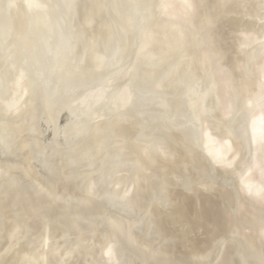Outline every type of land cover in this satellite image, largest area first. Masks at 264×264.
<instances>
[{"label": "rangeland", "instance_id": "obj_1", "mask_svg": "<svg viewBox=\"0 0 264 264\" xmlns=\"http://www.w3.org/2000/svg\"><path fill=\"white\" fill-rule=\"evenodd\" d=\"M23 1L60 25L0 46V264H264V0Z\"/></svg>", "mask_w": 264, "mask_h": 264}, {"label": "bare ground", "instance_id": "obj_2", "mask_svg": "<svg viewBox=\"0 0 264 264\" xmlns=\"http://www.w3.org/2000/svg\"><path fill=\"white\" fill-rule=\"evenodd\" d=\"M32 1V4H33V0H31ZM38 1V0H37ZM35 2V1H34ZM24 1L23 0H0V44H2V45H0V46H3V44H4V46L6 45L5 44V40H6V38L9 40V38H10V42L12 43V45L14 44L15 46H19L20 48H23L24 46H29V44H32L29 40H31V39H27L28 40V43L25 41L24 42V38L26 39L27 37V35H29V33L30 34H32V36H33V33H35V32H32L36 27H33V22H39L40 20H43L44 19V17H52L51 19L49 18V20H46V22L45 21H42L43 23L45 22L46 24H47V26L49 25L50 26V29H52V30H54V27L55 28H57V32L59 31L58 29H59V25H60V22H58V23H56L55 22V20L57 19H54V17H53V15L52 14H50V16H49V13H48V11L50 10V9H48V11L47 10H45V11H43V10H41L42 8H46V7H41V6H37V7H39V8H36V7H34L33 5H31V2L30 3H25L26 4V8H24ZM36 3V2H35ZM34 3V4H35ZM45 3V2H44ZM60 4V3H59ZM18 6H21L20 7V10L19 11H21L22 9H23V11L22 12H20L21 14H23L24 12H26L29 16H27V17H25V15H21L19 12L18 13H16L17 12V10L19 9V7ZM18 8V9H17ZM22 8V9H21ZM47 9V8H46ZM52 9H53V7H52ZM58 9V8H57ZM194 9V8H193ZM52 11V10H51ZM189 11H190V9H189ZM192 11V10H191ZM36 12V13H35ZM52 12H54V11H52ZM15 13L16 14H20L21 16H23V17H21V18H18V17H20V15L19 16H17V18H18V23H20V22H24V21H26L27 19V25L25 26V27H27V26H29V27H27L28 28V33H26V32H24V34H26L25 35V37H23V39L22 40H19V41H21V42H23V43H18V38H19V36H20V34H19V36L17 35V34H15L17 37H15L14 38V34H13V32H12V27H14L13 26V22L15 21L16 22V19L15 20H13L14 18H16V16H14L15 15ZM31 13L33 14V16H35V18H36V20H38V21H36L35 19H34V17H33V19H31L32 18V15H31ZM34 13L35 14H37V15H34ZM51 13V12H50ZM66 13V12H65ZM42 14H45V16L43 15L42 16ZM46 14H48V16H46ZM55 15H56V17H57V13H55ZM173 17H175L174 15H173ZM23 18H25L24 19V21H23ZM27 18V19H26ZM47 18H45V19H47ZM22 19V20H21ZM31 19V20H30ZM19 20H20V22H19ZM194 22V21H193ZM18 23L17 24H15L16 26L18 25ZM22 23H20L21 25H22ZM44 23V24H45ZM19 24V25H20ZM25 23H23V25H24ZM35 24V23H34ZM56 24V25H55ZM19 26L18 28L20 29V31H22V30H24L23 28V25L22 26ZM36 25H38V24H36ZM35 26V25H34ZM43 26H45V25H43ZM22 28V30H21V28ZM39 27V26H38ZM38 27L36 28V30L38 29ZM31 28H33V29H31ZM44 28H46V27H44ZM15 29H16V27H15ZM15 29H13V30H15ZM31 29V30H30ZM47 29H49V28H47ZM46 29V30H47ZM17 30V29H16ZM31 32H30V31ZM51 30V31H52ZM19 31V32H20ZM25 31V30H24ZM50 31V30H49ZM23 32V31H22ZM14 33H18V31H15ZM38 33V32H37ZM43 33L45 34V32H44V30H43ZM47 33V32H46ZM49 33V32H48ZM13 34V35H12ZM43 35V34H42ZM153 35V34H152ZM181 35V34H180ZM13 36V39H11V37ZM21 36H22V34H21ZM30 36V35H29ZM35 36V35H34ZM36 36H38V35H36ZM46 36H48V35H46ZM151 36V35H150ZM39 37V36H38ZM37 37V38H38ZM21 38V37H20ZM5 39V40H4ZM36 39V38H35ZM42 39H44V42H43V40ZM16 40V41H15ZM48 40V41H47ZM32 42H34L33 40H31ZM8 42V41H7ZM36 42V41H35ZM39 42H42L41 43V46H42V48L46 45V43H47V46H45V47H47V48H43L44 50L45 49H48L49 47L48 46H50V44L48 45V43H50L49 42V39L48 38H40V41ZM153 42V41H152ZM10 43V44H11ZM156 43V42H155ZM7 44H9V42L7 43ZM21 46H20V45ZM23 44V45H22ZM25 44V45H24ZM36 44V43H35ZM34 44V46H37V44L35 45ZM152 45V44H151ZM150 45V46H151ZM168 46H169V44H167ZM15 46H13V47H15ZM146 47V46H145ZM8 48V47H7ZM6 48V49H7ZM11 48V47H10ZM16 48V47H15ZM19 48V51L21 50ZM32 48H34V47H32ZM36 48H38V47H36ZM0 49H2V48H0ZM17 49V48H16ZM25 49V50H24ZM146 49V48H145ZM3 50H4V48H3ZM18 50V49H17ZM23 50L25 51V52H23V51H21V53H24V57L22 58V59H25L26 58V48H23ZM36 50V49H35ZM49 50H50V48H49ZM49 50H46V53H48L47 55H46V57L49 55V54H51V57H52V53L51 52H49ZM53 50V49H52ZM52 50H50V51H52ZM55 50V49H54ZM37 51V50H36ZM48 51V52H47ZM143 51V50H142ZM16 52V51H15ZM38 53V52H37ZM36 53V54H37ZM31 54H33V53H31ZM35 54V55H36ZM38 55V54H37ZM36 55V57H38ZM140 55V54H139ZM202 55V54H201ZM29 56V55H28ZM32 56V55H31ZM50 56V55H49ZM22 57V56H21ZM28 58V57H27ZM97 58V57H96ZM95 60V59H94ZM21 61V60H20ZM100 62V61H99ZM97 65H100V64H97ZM45 71V70H44ZM22 73V72H21ZM1 74V73H0ZM20 87V86H19ZM2 90V89H1ZM21 90V89H20ZM3 91V90H2ZM1 92V91H0ZM124 92V91H123ZM24 98V97H23ZM2 99H3V97H2ZM1 103V102H0ZM20 103V102H19ZM18 103V104H19ZM16 104V103H15ZM8 105V104H7ZM131 105V104H130ZM1 106H2V104H1ZM14 107V106H13ZM29 107V106H28ZM19 108V107H18ZM8 109V108H7ZM31 109V108H30ZM10 110V109H9ZM18 110V109H17ZM13 112V111H12ZM60 112H62V111H60ZM14 113H15V111H14ZM27 115V114H26ZM30 115V114H29ZM56 115V114H55ZM61 115V117H62V115L63 114H60ZM64 116V115H63ZM57 117H59V115L57 114ZM61 117H59V118H61ZM5 118V117H4ZM61 121V120H60ZM45 125H46V123H44ZM256 125V124H255ZM264 125V124H263ZM51 127V126H50ZM50 127H49V129H50ZM8 129V128H7ZM22 129V128H21ZM56 129V128H55ZM59 129H60V126H59ZM45 130V129H44ZM52 130V129H51ZM50 130V131H51ZM63 130V129H62ZM2 131H3V129H2ZM61 131V130H60ZM255 131V130H254ZM261 131V130H260ZM263 131V130H262ZM56 132V131H55ZM59 132V131H58ZM4 133V132H3ZM45 133V132H44ZM49 133V132H48ZM61 133V132H60ZM120 133V132H119ZM257 133V132H256ZM264 133V132H263ZM25 134V133H24ZM43 134V133H42ZM117 134V133H116ZM252 134V133H251ZM255 134V133H254ZM258 135V134H257ZM45 136V135H44ZM62 136V135H61ZM209 136V135H208ZM262 136V135H261ZM44 138H46V137H44ZM57 138H58V134H57ZM215 138V137H214ZM25 139V138H24ZM55 139V138H54ZM259 139H261V138H259ZM27 140V139H26ZM60 140H62L61 138H60ZM210 140V139H209ZM214 140H216V138L214 139ZM28 141V140H27ZM55 141H57V139H55L53 142H55ZM218 141V140H217ZM223 141H225V140H223ZM264 141V140H263ZM263 141H261V142H263ZM38 142V141H37ZM52 141H50V143H51ZM219 142V141H218ZM228 142V141H227ZM261 142H260V144L258 143L257 145H261ZM19 143V142H18ZM39 143V142H38ZM50 143H49V146H50ZM22 144V143H21ZM228 144V143H227ZM263 144H264V142H263ZM46 145H48V142H47V144ZM255 145V144H254ZM39 146V145H38ZM53 146V145H52ZM113 146V145H112ZM211 146V145H210ZM44 147V146H43ZM55 147V146H54ZM260 147V146H259ZM103 148V147H102ZM255 148V147H254ZM57 149V148H56ZM137 149V148H136ZM216 149H218V148H216ZM33 150V149H32ZM40 151H41V149H40ZM47 151H48V149H47ZM50 151H51V149H50ZM125 151V150H124ZM214 151V150H213ZM218 151V150H217ZM52 152V151H51ZM3 153H6V152H3ZM50 153V152H49ZM210 153V152H209ZM225 153V152H224ZM38 154V153H37ZM180 154V153H179ZM186 154V153H185ZM33 155V154H32ZM45 155H46V151H45ZM47 155H49V154H47ZM108 155V154H107ZM111 155V154H110ZM259 155H260V153H259ZM109 156V155H108ZM181 156V155H180ZM226 156V155H225ZM261 157L263 156V155H260ZM260 156H257V158H258V160L260 159ZM14 157H15V155H14ZM223 157V156H222ZM8 158V157H7ZM185 158V157H184ZM195 158V157H194ZM31 159V158H30ZM263 159V158H262ZM97 160V159H96ZM180 160V159H179ZM192 160V159H191ZM222 160V159H221ZM214 161V160H213ZM225 161H226V159H225ZM107 162V161H106ZM259 162H261V161H259ZM33 163V162H32ZM110 163V162H109ZM249 163V162H248ZM167 164V163H166ZM172 164V163H171ZM262 164V163H261ZM108 165H110V164H108ZM251 165V164H250ZM65 166V165H64ZM105 166H106V163H105ZM173 167V166H172ZM190 167V166H189ZM193 167H195V166H193ZM252 167V166H251ZM109 168V167H108ZM196 168V167H195ZM253 169V168H252ZM172 170V169H171ZM202 170V169H201ZM192 171V170H191ZM249 171H251L250 169H249ZM68 173V172H67ZM93 173V172H92ZM95 173V172H94ZM99 173V172H98ZM105 173H106V171H105ZM193 173H194V171H193ZM198 173V172H197ZM260 173V172H259ZM42 174V173H41ZM51 174V173H50ZM66 174V173H65ZM69 174V173H68ZM257 174V173H256ZM36 175V174H35ZM39 175V174H38ZM58 175V174H57ZM86 175V174H85ZM190 175V174H189ZM200 175V174H199ZM77 176H78V174H77ZM177 176H179L178 174H177ZM263 176V175H262ZM19 177V176H18ZM56 177V176H55ZM66 177V176H65ZM98 177V176H97ZM197 177V176H196ZM206 177V176H205ZM209 177V176H208ZM244 177H246V176H244ZM254 177V176H253ZM59 178V177H58ZM207 178V177H206ZM206 178H204V179H206ZM245 179V178H244ZM258 179H259V177H258ZM258 179H256V180H258ZM261 179V178H260ZM67 180V179H66ZM197 180V179H196ZM251 180H253V179H251ZM255 180V179H254ZM263 180V179H262ZM47 181V180H46ZM204 181V180H203ZM24 182H26V181H24ZM43 182L44 181H42V184H43ZM94 182V181H93ZM201 182H202V180H201ZM264 182V181H263ZM66 183V182H65ZM89 183V182H88ZM207 183V182H206ZM63 184V183H62ZM208 184V183H207ZM260 184V183H259ZM92 186H93V184H91ZM96 185H98V183L96 184ZM251 185V184H250ZM249 185V186H250ZM253 185V184H252ZM43 186V185H42ZM65 186H67V185H65ZM203 187V186H202ZM261 187V186H260ZM48 188V187H47ZM96 188V187H95ZM105 188V187H104ZM144 188V187H143ZM254 188V187H253ZM27 189V188H26ZM69 189H71V188H69ZM121 189V188H120ZM142 189V188H141ZM208 189V188H207ZM206 189V190H207ZM205 190V189H204ZM211 190V189H210ZM89 191H90V189H89ZM121 191H122V189H121ZM208 191V190H207ZM254 191V190H253ZM37 192V191H36ZM91 192H93V191H91ZM38 193V192H37ZM76 193V192H75ZM264 193V192H263ZM258 194V193H257ZM18 195V194H17ZM16 195V196H17ZM67 195V194H66ZM89 195V194H88ZM91 195V194H90ZM259 197V196H258ZM15 198V197H14ZM48 198V197H47ZM254 199V198H253ZM259 199V198H258ZM19 200V199H18ZM101 200V199H100ZM139 200H140V198H139ZM188 200V199H187ZM141 201V200H140ZM262 201V200H261ZM261 201H260V203H261ZM263 202V201H262ZM257 203H259V200H258V202ZM95 205V204H94ZM257 205V204H256ZM255 205V206H256ZM262 205V204H261ZM100 206V205H99ZM263 206V205H262ZM261 206V207H262ZM258 207H260V206H258ZM74 208V207H73ZM9 210V209H8ZM97 210H98V208H97ZM99 210H100V208H99ZM182 210V209H181ZM192 211V210H191ZM196 211V210H195ZM92 212V211H91ZM103 212V211H102ZM49 213V212H48ZM60 213V212H59ZM101 213V212H100ZM62 214V213H61ZM139 214V213H138ZM189 214V213H188ZM156 215V214H155ZM93 216V215H92ZM115 216V215H114ZM194 216H196V215H194ZM257 216V215H256ZM187 217V216H186ZM189 217H192V216H189ZM251 217V216H250ZM200 218V217H199ZM88 219V218H87ZM95 219V218H94ZM169 219V218H168ZM184 219V218H183ZM188 219V218H187ZM259 219H261V218H259ZM262 220V219H261ZM178 222H179V220H177ZM7 223V222H6ZM168 225V224H167ZM59 226V225H58ZM85 226H87V225H85ZM91 226V225H90ZM184 226V225H183ZM195 226V225H194ZM6 227V226H5ZM52 227V226H51ZM120 227V226H119ZM163 227V226H162ZM255 227V226H254ZM264 227V226H263ZM11 228V227H10ZM54 228H55V226H54ZM97 228V227H96ZM185 228V227H184ZM8 229H9V227H8ZM159 229V228H158ZM163 229V228H162ZM162 229H161V231H162ZM36 230H37V228H36ZM175 230V229H174ZM43 231V230H42ZM50 231V230H49ZM125 231V230H124ZM134 232V231H133ZM169 233V232H168ZM218 233V232H217ZM262 233V232H261ZM171 234V233H170ZM38 235H39V233H38ZM163 235V234H162ZM262 236V235H261ZM137 237V236H136ZM177 237V236H176ZM89 238V237H88ZM163 239V238H162ZM264 241V240H263ZM166 243V242H165ZM259 243V242H258ZM144 244V243H143ZM264 244V243H263ZM73 245H74V243H73ZM150 245V244H149ZM211 245V244H210ZM262 245V244H261ZM114 246V245H113ZM130 246V245H129ZM136 248V247H135ZM145 248V247H144ZM161 249V248H160ZM176 249V248H175ZM260 249V248H259ZM114 250V249H113ZM208 250V249H207ZM264 251V250H263ZM84 252V251H83ZM142 252V251H141ZM94 258V257H93ZM17 259H18V257H17ZM180 259V258H179ZM129 260V259H128ZM87 261V260H86ZM89 262V261H88ZM116 262V261H115ZM14 263V262H13ZM120 263H122V262H120ZM217 263V262H216ZM83 264V263H82ZM90 264H91V262H90ZM127 264V263H126ZM137 264V263H136Z\"/></svg>", "mask_w": 264, "mask_h": 264}]
</instances>
